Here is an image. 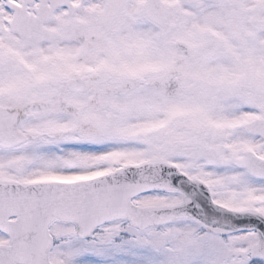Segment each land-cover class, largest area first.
Returning <instances> with one entry per match:
<instances>
[{
	"label": "snow or ice",
	"instance_id": "1",
	"mask_svg": "<svg viewBox=\"0 0 264 264\" xmlns=\"http://www.w3.org/2000/svg\"><path fill=\"white\" fill-rule=\"evenodd\" d=\"M0 264H264V0H0Z\"/></svg>",
	"mask_w": 264,
	"mask_h": 264
}]
</instances>
